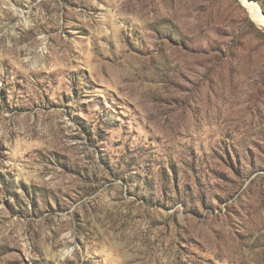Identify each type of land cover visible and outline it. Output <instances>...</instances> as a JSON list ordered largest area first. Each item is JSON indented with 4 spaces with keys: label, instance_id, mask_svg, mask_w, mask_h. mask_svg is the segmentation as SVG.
<instances>
[{
    "label": "rangeland",
    "instance_id": "rangeland-1",
    "mask_svg": "<svg viewBox=\"0 0 264 264\" xmlns=\"http://www.w3.org/2000/svg\"><path fill=\"white\" fill-rule=\"evenodd\" d=\"M0 264H264L241 0H0Z\"/></svg>",
    "mask_w": 264,
    "mask_h": 264
},
{
    "label": "bare ground",
    "instance_id": "bare-ground-1",
    "mask_svg": "<svg viewBox=\"0 0 264 264\" xmlns=\"http://www.w3.org/2000/svg\"><path fill=\"white\" fill-rule=\"evenodd\" d=\"M245 8L247 9L250 17L257 23L264 27V15L259 11V8L248 0H241Z\"/></svg>",
    "mask_w": 264,
    "mask_h": 264
},
{
    "label": "water",
    "instance_id": "water-1",
    "mask_svg": "<svg viewBox=\"0 0 264 264\" xmlns=\"http://www.w3.org/2000/svg\"><path fill=\"white\" fill-rule=\"evenodd\" d=\"M262 14V13H261ZM263 15V14H262ZM250 16V15H249ZM251 18V17H250ZM260 27L264 28L263 26L259 25Z\"/></svg>",
    "mask_w": 264,
    "mask_h": 264
},
{
    "label": "trees",
    "instance_id": "trees-1",
    "mask_svg": "<svg viewBox=\"0 0 264 264\" xmlns=\"http://www.w3.org/2000/svg\"><path fill=\"white\" fill-rule=\"evenodd\" d=\"M263 8V7H262ZM264 10V9H263ZM251 25L253 26V23H251Z\"/></svg>",
    "mask_w": 264,
    "mask_h": 264
}]
</instances>
